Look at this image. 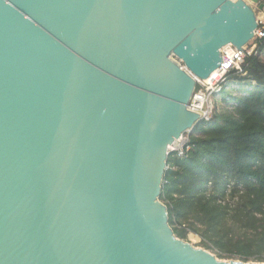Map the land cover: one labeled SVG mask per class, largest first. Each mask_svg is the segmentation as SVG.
I'll return each mask as SVG.
<instances>
[{"label": "water", "instance_id": "obj_1", "mask_svg": "<svg viewBox=\"0 0 264 264\" xmlns=\"http://www.w3.org/2000/svg\"><path fill=\"white\" fill-rule=\"evenodd\" d=\"M257 29L244 0H0V264H264L177 238L159 200L196 79Z\"/></svg>", "mask_w": 264, "mask_h": 264}, {"label": "trees", "instance_id": "obj_2", "mask_svg": "<svg viewBox=\"0 0 264 264\" xmlns=\"http://www.w3.org/2000/svg\"><path fill=\"white\" fill-rule=\"evenodd\" d=\"M254 43L264 52V28ZM243 68L217 97L211 122L194 128L187 155L167 157L159 200L177 238L195 235L205 249L247 262L264 251V54ZM219 99L231 110L219 113Z\"/></svg>", "mask_w": 264, "mask_h": 264}, {"label": "built area", "instance_id": "obj_3", "mask_svg": "<svg viewBox=\"0 0 264 264\" xmlns=\"http://www.w3.org/2000/svg\"><path fill=\"white\" fill-rule=\"evenodd\" d=\"M264 16V12H261ZM257 19L258 29L255 32V37H260V28H264V23ZM252 41V45H246L242 50H237L231 45H227L220 50L221 63L216 69L215 73L210 75L208 79L203 80L199 84L198 89H195L187 104V110L199 115L196 124L192 128L183 132L178 139L168 146V156L173 155L177 158H184L191 150L190 137L193 134L194 128L197 124L206 125L211 122L215 112V101L224 89L232 82L231 75H245L244 63L248 57L257 54L256 44ZM226 60L232 61V66L224 67L223 64Z\"/></svg>", "mask_w": 264, "mask_h": 264}, {"label": "rangeland", "instance_id": "obj_4", "mask_svg": "<svg viewBox=\"0 0 264 264\" xmlns=\"http://www.w3.org/2000/svg\"><path fill=\"white\" fill-rule=\"evenodd\" d=\"M250 7L253 8V10L255 11V14H256V17L258 19H260V21L262 23H264V16L262 15V11H260L258 9V5L259 3H263L264 4V0L262 1H259L258 4H255L253 2H251L250 0H244ZM262 28L259 29V31L261 32ZM252 45V43H251ZM249 45V47L251 46ZM263 54L264 52L262 53H258L256 54L257 56H259L260 58L263 57ZM174 61H177L174 57H173ZM178 62V61H177ZM233 81V80H232ZM231 94L233 96H237L239 94L238 90H232L231 91ZM220 101V99L218 100ZM216 102V101H215ZM216 107V106H215ZM231 110V102L230 103H224V102H219L217 103V111L219 113H222L224 111H230ZM186 242L190 243L193 247L195 248H200V249H205L204 246L201 244L200 242V239L195 236V235H192V234H189L185 240ZM206 251L210 252L211 254H213L216 258H218L219 260H223V261H231V260H234V261H242L240 259V257L236 254H225V253H220L218 252L217 250H207L205 249ZM263 259H264V251L261 252V254H259ZM259 255L257 254H252L251 258H249V260L247 262H254V263H264V260L263 261H258L256 260L255 257H258Z\"/></svg>", "mask_w": 264, "mask_h": 264}, {"label": "bare ground", "instance_id": "obj_5", "mask_svg": "<svg viewBox=\"0 0 264 264\" xmlns=\"http://www.w3.org/2000/svg\"><path fill=\"white\" fill-rule=\"evenodd\" d=\"M175 58V57H174ZM176 59V58H175ZM174 60V59H173ZM177 61H175V63L179 66V67H181V68H184V66H183V63L180 61V60H178V59H176ZM223 66L224 67H230V66H232V61L231 60H226L225 61V63L223 64ZM216 71V70H215ZM215 71L212 73V74H214L215 73ZM211 74V75H212ZM208 79V78H207ZM196 81H197V83L199 84L200 82H202L203 80H200V79H196ZM197 83L195 84V87H194V90L195 89H198V86H197Z\"/></svg>", "mask_w": 264, "mask_h": 264}]
</instances>
